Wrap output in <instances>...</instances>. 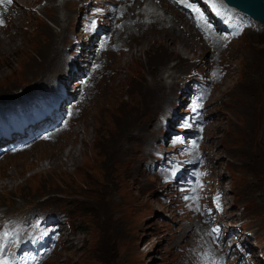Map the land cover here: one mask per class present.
Returning a JSON list of instances; mask_svg holds the SVG:
<instances>
[{"label":"rangeland","instance_id":"obj_1","mask_svg":"<svg viewBox=\"0 0 264 264\" xmlns=\"http://www.w3.org/2000/svg\"><path fill=\"white\" fill-rule=\"evenodd\" d=\"M128 1L14 0L16 5L10 11V21L8 24H0L3 35L10 30L15 32L11 26V16L14 15L21 30L18 34L19 41L10 43V46L7 43L0 51V111L4 113L18 114V109L24 110L25 106L44 98V91L54 88L51 80L57 74L63 73V68L67 67L64 60L68 58L66 63L72 65L70 58L74 55L75 47L72 37H77L80 33L79 24L83 13L107 19V34L101 36L99 31L90 33V43L83 45L82 52L86 55H81L79 61L86 63L85 70L92 63L94 68L91 79L88 75L87 78L84 77L78 88L89 85L90 88L78 93L83 100L78 103L79 110L69 123L43 140L51 141L42 144L40 141L19 153L13 151L18 139L39 135L38 129L32 132V126L39 124L35 119L29 120L24 130L14 131L0 138V211L14 214L29 210H50L43 212L45 218L48 214H59V211L67 215L70 223L65 225L66 241L63 240L62 245L45 264H202L203 258L205 259L202 252L199 255L200 260L198 258V251L203 248L202 237L205 235L201 233L205 231L201 216L187 214L189 210L185 205L183 207V204H177L174 199L169 202L167 198H163L165 186L158 183L153 169L148 166L152 156L150 149L160 144L163 132L160 126L165 119L170 120L174 116L173 113H166L173 109L175 112H186L183 107L185 87L201 90L204 86L201 79L206 67L204 76L210 78L211 75L214 84L209 86V94L202 98L201 105L209 104L201 110L200 115L196 107L198 104L193 99L191 123L194 129H199L196 140L211 156V164L215 169L214 185L218 183L227 196L228 211L222 219L226 220L234 232L238 231L236 226L240 230L248 229L258 240L256 248L264 252V95L260 96L262 83L254 91H249L248 87L250 110L245 116L240 112L244 103V79L254 72L259 74V79H263L264 83V23L259 21V28L254 29L248 26V30L240 38L234 34L235 29L231 28L230 36L233 39L238 38L237 40L232 41L228 37L229 40L227 38L222 43L205 48L198 42L191 21L176 7L165 13L163 8L149 3L152 1L156 4L157 1V6H161V0ZM201 1L207 3L208 0ZM217 1L219 5L223 3L221 0ZM135 3L138 8L133 9ZM170 12L177 19H173ZM154 13L170 20L166 24L161 22L157 25L167 34L147 33L142 29L153 27L151 20L158 19L153 17ZM203 16L211 19L213 14L206 9ZM244 22L245 18L242 16L235 20L236 25ZM213 23L216 30L207 28L213 32L221 31L220 37H227L220 22ZM44 24L52 29L51 35L47 34ZM126 24L128 25L125 26ZM228 25L230 27V23ZM139 32L144 37L136 39ZM56 33L59 36L54 46L50 47L49 37L53 38ZM169 37L174 39L173 49ZM100 38L101 47L96 50ZM112 38L114 47L118 46L117 53L109 49ZM105 43L104 49L110 50L106 54L107 49H103ZM97 53L101 67L96 60ZM103 55L106 60L101 62ZM161 59L166 64L157 65L156 62ZM173 64L177 65L171 70L169 67ZM116 66L121 70L115 71ZM31 69L32 75L29 76ZM156 69L160 70L155 72ZM225 69L228 71L223 72ZM171 71L173 74L169 76ZM75 72L78 74V71ZM111 75L113 76L110 79ZM161 80L166 85L165 89L169 90V86L171 87L173 96L157 111H148L143 105L142 91H136L145 90L152 83L159 84ZM174 80L175 82H171ZM185 80L189 82L185 84ZM44 82L46 83L41 89H34ZM211 93L212 98L207 97ZM15 94L18 97L24 94V100L8 102ZM137 98L142 103L140 112L134 110L137 108ZM122 105L127 113L120 118L117 114L120 113L119 107ZM105 112L108 113V118L105 117ZM143 112L151 114L140 120ZM163 115L165 119L162 120L160 117ZM152 119L155 127L147 125V121L152 122ZM100 122L103 123L101 127ZM173 123L174 119H171L169 124ZM104 125L107 126V131H103ZM116 128L120 131L119 134L114 132ZM62 132L64 133L59 136ZM128 133L137 136L133 137V134ZM8 143L10 144L6 146ZM71 147L74 149L72 148L71 155L67 158L64 153ZM122 153H128L127 157ZM134 156L139 161L132 160L133 162L130 161L129 165L124 166L115 164L116 159L131 160ZM133 163L132 177L128 179V172L124 173ZM141 163L144 166L139 168ZM110 171H115L116 177L115 174L111 176ZM172 173L173 171L168 176H173ZM104 175L108 177L109 183L107 189L102 191ZM194 175L195 170L190 167L182 172L181 178H193ZM100 200L107 203L102 204ZM93 202L101 203V206L92 207ZM113 202L115 206H112ZM47 218L55 220L50 216ZM57 225L58 222L48 228L55 230ZM59 226L61 232V223ZM37 231L31 232L33 235L30 233L31 243L28 242V245L35 248L39 243V240L33 239ZM21 232L15 235L16 243ZM197 233L202 235L198 244L196 243L200 236ZM212 237L225 243L231 264H236L233 232L227 236L212 233ZM214 247L218 249L216 251H220L223 263L230 264L223 248L216 244ZM24 251L22 249L21 253ZM259 259V264H264V259ZM210 260L208 258L204 264H210Z\"/></svg>","mask_w":264,"mask_h":264},{"label":"bare ground","instance_id":"obj_2","mask_svg":"<svg viewBox=\"0 0 264 264\" xmlns=\"http://www.w3.org/2000/svg\"><path fill=\"white\" fill-rule=\"evenodd\" d=\"M126 1H128V0H126ZM135 1V0H134ZM154 1H156V0H154ZM223 3H224V1L223 0H221ZM118 2H120V1H118ZM128 2H130V1H128ZM150 3V5H153V6H156V7H160V8H163V10L165 11V13H166V11L167 10H170L172 7H176L177 9H179L180 11H182V13H184L185 15H186V17L191 21V24H192V27H193V29H194V34H195V36H196V38H197V40H198V42H200L201 44H202V46H204L205 48H208L207 46H211V45H216V44H218L219 42H224V40L225 39H221V37H220V32L221 31H215V32H213L211 29H208L206 26H205V24L203 23V22H201V21H199V18H194L193 17V14L190 12V11H188L182 4H180V3H177L176 1H174V0H161V6H160V4L157 6V1H156V4H154L152 1L151 2H149ZM130 4V3H129ZM129 4H128V6H129ZM15 2H14V0H12V2H11V4H7V3H3L1 6H0V18H3V19H5V24H8V22L10 21V19H9V16H10V11L12 10V9H14V7H15ZM124 5V4H123ZM135 5H138L137 3H135L134 4V8L133 9H135V8H138V7H135ZM225 5V4H224ZM126 6V5H125ZM19 7V6H18ZM225 7H226V9H228V10H234L235 12L237 11V10H235L234 8H232V7H229V6H227V5H225ZM17 8V7H16ZM130 9V7H127V9ZM149 8V7H148ZM16 10V9H15ZM121 10V9H120ZM133 11H135V10H133ZM13 12V11H12ZM16 12V11H15ZM127 12H129L128 10H127ZM137 12V11H136ZM119 13V12H118ZM132 13V12H131ZM140 13V12H139ZM142 13V12H141ZM140 13V14H141ZM172 12H170V14H171ZM15 14V13H14ZM69 14V13H68ZM130 14V13H129ZM188 14H190V15H188ZM65 15H66V13H65ZM123 14H121V16H122ZM133 15V14H132ZM153 15V17H157L158 19L157 20H151L152 22V26L153 27H151V26H147V27H143L142 29H144L147 33H149V32H158V33H160V34H163V35H165V34H167V32L166 31H163L162 29H160V28H158L157 27V25L158 24H160L161 22H164L165 24L166 23H168L170 20H165V19H163V17L160 15V14H158V13H154V14H152ZM172 15H173V13H172ZM124 17V16H123ZM143 17V16H142ZM141 17V19H143ZM68 18V17H67ZM128 18V17H127ZM126 18V19H127ZM17 19V17L16 16H14V15H12L11 16V26L15 29V32H13L12 30H10V31H8L7 33H5V35H3L2 33H4L3 31H2V29L0 28V51H2V47L4 46V45H6L7 43H9V46H10V43L11 44H13V43H16L17 41H19L18 40V34L21 32V30H20V27H19V25H18V23L15 21ZM125 19V18H124ZM173 19H177V18H175L174 17V15H173ZM59 20V19H58ZM117 20V19H116ZM145 20V19H144ZM60 21V20H59ZM128 21V20H127ZM148 21H150V20H148ZM61 22V21H60ZM124 22V21H123ZM119 23H121V22H119ZM198 23H200V25L201 26H197V24ZM125 24V23H124ZM123 24V25H124ZM45 25V24H44ZM119 25V24H118ZM121 25H122V23H121ZM128 24H126L125 26H127ZM110 26V25H109ZM108 26V27H109ZM122 27H124V26H122ZM42 28V27H41ZM127 28V27H126ZM130 28H131V25H130ZM106 29H107V27H106ZM45 30H46V32H47V34L49 35H51L52 34V29H50L47 25H45ZM140 34H136V39H141V38H143L144 37V35H142V32H139ZM26 34V33H25ZM106 34H107V32H106ZM121 33H119V35H120ZM54 35V34H53ZM59 36V33H56L55 35H54V37L53 38H50L49 37V42H48V45H50V47H53L54 46V44H55V41H56V38ZM109 38V37H108ZM228 38V37H227ZM31 39V38H30ZM40 40V39H39ZM108 40V39H107ZM169 40H170V46H171V49H173V44H174V39L172 38V37H169ZM227 40H229V38L227 39ZM38 42V41H37ZM110 44L109 45H111V47L109 48V49H111V51H113V52H116V49H118V46H116V47H114V39L112 38V40L110 39ZM226 42V41H225ZM106 43H107V41H106ZM106 43H105V46L103 47V49L106 47ZM228 44V43H227ZM26 45V44H25ZM17 46H18V43H17ZM8 47V46H7ZM6 47V48H7ZM25 47V46H24ZM49 47V48H50ZM10 48V47H9ZM19 48V47H18ZM8 49V48H7ZM59 49H60V47H59ZM103 49L99 52V53H101L102 51H103ZM107 49V48H106ZM106 49H104V50H106ZM10 50H12V49H10ZM185 51H186V49H184ZM110 50H106L105 51V54L106 53H108ZM9 53V52H8ZM99 53H97L96 54V60H97V62H98V64H99V66L101 67V64L99 63V59H98V54ZM117 53V52H116ZM123 53V52H122ZM122 53H121V55H122ZM176 53V52H175ZM114 54V53H113ZM252 54V53H251ZM10 55V54H9ZM109 55V54H108ZM201 55V54H200ZM251 56V55H250ZM26 57V56H25ZM35 58V57H34ZM206 58V57H205ZM30 59V58H29ZM104 60H106V58H105V55H103L102 56V59H101V62L102 61H104ZM29 61V60H28ZM34 62H36V61H34ZM202 62H204V61H202ZM106 64V63H105ZM156 64L158 65V64H166V61L165 60H158L157 62H156ZM31 65V64H30ZM177 64H173L172 66H170L169 68L172 70V68H174L175 66H176ZM161 68V67H160ZM168 68V67H167ZM169 69V70H170ZM208 69H209V67H208ZM104 70V68L102 69V71ZM121 70V68L119 69V67H117L116 66V68H115V71H120ZM160 70V69H159ZM159 70H155V72H157V71H159ZM100 74V73H99ZM173 74V71H171V73L169 74V76L170 75H172ZM29 76H31L32 75V69H31V71H30V73L28 74ZM119 75V74H118ZM176 75H177V73H176ZM112 76L113 75H111V77H110V79L112 78ZM177 77V76H176ZM207 77V76H206ZM144 78V77H143ZM142 78V79H143ZM260 77H259V74H255L254 72H251L250 73V75H249V77L247 76L245 79H244V84H245V89H244V92H243V99H244V103H242L243 105L241 106V108H240V112H241V114H242V116H245V115H247L248 114V112H249V110H250V99H249V91H254V90H257V89H259V87L261 86V83H262V86H261V93H260V96L261 97H263V95H264V83L262 82V80H260L259 79ZM141 79V80H142ZM146 79V78H145ZM153 80V79H152ZM175 80H176V78H175ZM175 80L174 81H171V82H175ZM53 81V78H52V80H51V82ZM116 82V81H115ZM168 82V81H167ZM170 82V83H171ZM46 82H44L43 84H41V85H39L38 87H35L34 89H41V87L45 84ZM114 83V82H113ZM169 83V84H170ZM207 83H208V87L211 85V84H214V81H213V79H212V76L210 75V78H208L207 77ZM114 85V84H113ZM172 85V84H171ZM26 86V85H25ZM135 86V85H134ZM248 87L250 88V90L248 91ZM132 88V87H131ZM131 88H129V90L131 89ZM166 88V85H164V83L162 82V80L160 81V83L158 84V83H152V84H150V85H148V87L145 89V90H143V89H140V90H137L136 92H140V91H142V93H143V105L146 107V108H148V111H157L158 109H160L162 106H163V104L164 103H166V102H168L171 98H172V90H171V87L169 86V90H167V89H165ZM262 88H263V90H262ZM45 92H47V91H44L43 93L45 94ZM141 94V93H140ZM253 94V93H252ZM18 94H15V95H13L12 96V98L10 99L11 101H8V102H17V101H22V100H24L23 99V96H25L24 94L21 96V97H18L17 96ZM135 95V94H134ZM212 96H213V93H211V95L210 96H207V97H209V98H212ZM241 96V95H240ZM239 96V97H240ZM259 96V95H258ZM45 97V96H44ZM25 98V97H24ZM242 98V97H241ZM138 99V98H137ZM261 100V99H260ZM259 101V100H258ZM129 102V101H128ZM131 102V101H130ZM242 102V101H241ZM134 103V102H133ZM128 104V103H127ZM136 104V103H135ZM141 100L140 99H138V103L135 105V106H137V108L136 109H134L135 111H138V112H140V108H141ZM131 105V104H130ZM126 106V105H125ZM262 106V105H261ZM119 108H121L120 109V113H118L117 115H120L121 117L120 118H123L124 116H125V114L127 113V110H125L126 108H124V106L122 105V107H119ZM262 108V107H261ZM145 110V109H144ZM144 113V115L142 116V119H140V120H144V116L145 115H147V114H151V112H143ZM142 114V113H141ZM239 114V113H238ZM107 116V115H106ZM118 117V116H117ZM133 117V116H132ZM136 118H137V116H135ZM135 118V119H136ZM149 119V118H148ZM127 120V119H126ZM125 121V120H124ZM140 122V121H139ZM155 124V121H154V119H152V122H150V121H147V125H149V127H153V125ZM247 124V123H246ZM246 124H245V131L247 130V126H246ZM117 125V124H116ZM126 125V124H125ZM156 125H154V127H155ZM123 127V126H122ZM130 127V126H129ZM160 127H162V126H160ZM139 129H141V127H138ZM243 128V127H242ZM125 128L123 127V130H124ZM238 129V128H237ZM126 130V129H125ZM88 131V130H87ZM127 131H128V129H127ZM114 132H116L117 134H119V130H117V128H116V130L114 131ZM243 132V131H242ZM64 132H62L59 136H61L62 134H63ZM125 133H126V131H125ZM135 133V132H134ZM244 133V132H243ZM128 134H130V135H132L131 133H128ZM242 135V134H241ZM264 135V131H263V133H262V136ZM134 136H137V135H135V134H133V137ZM145 136V135H144ZM83 137V136H82ZM113 137V136H112ZM119 137V136H118ZM123 137V136H122ZM139 137V136H138ZM114 138V137H113ZM144 138V137H143ZM133 139V138H132ZM135 139V138H134ZM141 139V138H140ZM139 139V140H140ZM154 139V138H153ZM142 140V139H141ZM140 140V141H141ZM150 140V139H149ZM152 140V139H151ZM49 141H51V140H49ZM49 141H42V142H40L41 144L42 143H48ZM114 142V141H113ZM153 142V141H152ZM141 143V142H140ZM249 143H250V141H249ZM248 143V144H249ZM10 143H8V144H5L6 146L7 145H9ZM109 145V144H108ZM111 145V144H110ZM136 145V144H135ZM139 145V144H138ZM137 145V146H138ZM6 146H4V147H6ZM140 146V145H139ZM250 146V145H249ZM110 147V146H109ZM131 147V146H130ZM130 147H128L127 149H130ZM142 147V146H141ZM248 147V146H247ZM72 148L73 147H71V149H69L68 151H66L67 152V154H66V152L64 153V155H65V157H69L70 155H71V152L70 151H72ZM108 148V147H107ZM111 148V147H110ZM119 148V147H118ZM132 148V147H131ZM250 148V147H249ZM74 149V148H73ZM25 150H27V148L25 149ZM24 150V151H25ZM106 150V149H105ZM141 150V149H140ZM132 151V150H131ZM134 152V151H133ZM113 153V152H112ZM123 154V153H122ZM121 154V155H122ZM125 154V153H124ZM123 154V155H124ZM68 155V156H67ZM109 155H110V153H109ZM113 155V154H112ZM126 155V154H125ZM127 155H128V153H127ZM127 155H126V157H127ZM132 155H133V153H132ZM139 155V154H138ZM103 155H101V157H102ZM137 156V155H136ZM101 157H100V159H101ZM111 157V156H110ZM117 157V156H116ZM125 157V156H124ZM123 157V158H124ZM140 157V156H139ZM145 157V156H144ZM66 158V159H67ZM104 158V157H103ZM112 158V157H111ZM108 160V159H107ZM111 160V159H110ZM115 160V159H114ZM125 160V159H124ZM137 161L138 160V158L137 157H135L134 156V158L133 159H129V160H125V161H121V159L120 160H117L116 159V162H115V164H117V165H120V166H124V165H129L128 163L130 162V161ZM132 161V162H133ZM139 161V160H138ZM104 162V161H103ZM112 163V162H111ZM133 166H134V163L132 164V166L130 167V169L129 170H125V173L124 174H126V172H128L126 175L128 176V179L129 178H131L132 177V170H133ZM142 166H144L143 165V163H141V164H139V168H141ZM105 167V166H104ZM123 168V167H122ZM126 168H127V166H126ZM105 169V168H104ZM112 169V168H111ZM103 170V169H102ZM106 170V169H105ZM117 170V169H116ZM103 172V171H102ZM135 172V171H134ZM108 173H109V171H108ZM110 173H111V176L112 175H114L115 174V171H110ZM117 174V173H116ZM116 174H115V177H116ZM173 174V173H172ZM139 175V174H138ZM137 175V176H138ZM115 177H111V178H113V179H116ZM108 178V177H107ZM107 178H106V175H104V177H103V181H104V183H103V185H102V191H105L106 189H107V184L109 183V181L107 180ZM119 178V177H118ZM125 178V177H124ZM127 178V177H126ZM92 180V179H91ZM119 180V179H118ZM116 181V180H115ZM128 181V180H127ZM130 181V180H129ZM96 183V182H95ZM112 184V183H111ZM113 184H114V182H113ZM130 184V183H129ZM91 185V184H90ZM93 185H95V186H97L98 187V185H96V184H93ZM92 185V186H93ZM100 186H101V184H100ZM117 186V185H116ZM86 187V186H85ZM93 189V188H92ZM112 190H114V189H112ZM89 191H91V190H89ZM96 191V190H95ZM93 192L92 191V193H95L96 194V192ZM105 194V193H104ZM96 195H98V194H96ZM119 195V194H118ZM102 196H104V195H102ZM120 197V196H119ZM97 199V198H96ZM111 199V198H110ZM109 199V200H110ZM98 200V199H97ZM99 201V200H98ZM101 201V200H100ZM94 203V202H93ZM101 203L102 204H106L107 202H102L101 201ZM101 203H94L93 205H92V207H97V206H101L100 204ZM109 203V202H108ZM114 205V202L112 203V206ZM118 205V204H117ZM115 206V205H114ZM108 207V206H107ZM108 210V209H107ZM53 211H55V210H53ZM43 212H50V210H46V211H34V210H32V211H26V212H21V217L24 219V221H25V226L24 227H26L25 228V230L23 231V232H21L20 234H19V236H18V240H17V243L18 244H20V246H21V249L19 250V252L18 253H12V254H10L9 255V260H10V264H45L54 254H55V252L57 251V248H54L53 247V245H52V243L54 242L53 241V239H54V233H53V231H54V229L53 230H50L48 227H46V226H42L41 228H37V226H36V220L37 219H44L45 218V216H43ZM105 212V211H104ZM115 212V211H114ZM113 212V213H114ZM0 213H2V214H4L5 212H3V211H0ZM103 214V213H102ZM105 214V213H104ZM53 217L54 219H55V221H57L58 223H59V225H60V218H59V214H48L47 215V217ZM112 216V215H111ZM46 217V218H47ZM115 217V216H114ZM98 218L100 219V216H98ZM240 223V222H239ZM35 230H38L35 234H36V236H39L40 237V239H39V243H38V246H37V248H35L33 245H28V242L29 243H31V239H29V235H30V233L31 232H33V231H35ZM201 233L203 234H205V231L203 232V231H201ZM32 235H33V233H31ZM194 235V234H193ZM197 236H200V233H197ZM214 236V235H213ZM195 236H193V238H194ZM201 237H202V235L198 238V241H197V243L196 244H198L199 243V241H200V239H201ZM192 238V239H193ZM197 238V237H196ZM192 244H194V243H192ZM215 244L216 245H218L220 248H223V245L222 244H220V243H218V242H215ZM195 246V245H194ZM22 249H25V251L24 252H22L21 253V251H22ZM216 250H218L216 247H214V251L216 252V256H215V258H211V260L209 261L210 262V264H224L223 263V260H221V255H220V251H216ZM35 251V253H32V252H34ZM203 253V256L205 257V258H207V256L205 255V248L203 247L202 248V250H199L198 251V258H199V260H200V257H199V255H200V253ZM21 253V254H20ZM195 253V252H194ZM20 254V255H19ZM102 261V260H101ZM202 264H204V261L202 260Z\"/></svg>","mask_w":264,"mask_h":264},{"label":"snow or ice","instance_id":"obj_3","mask_svg":"<svg viewBox=\"0 0 264 264\" xmlns=\"http://www.w3.org/2000/svg\"><path fill=\"white\" fill-rule=\"evenodd\" d=\"M12 0H0V3H7V4H11ZM177 3L182 4L184 7L189 8L190 10H192L196 17L199 18V21L203 22L204 24H207V21L205 20L203 14L201 13L200 9L198 7H196L194 4H192L190 2V0H176ZM213 8H215V3L213 2ZM3 21L0 20V24H2ZM197 26H201L200 23L197 24ZM207 27L211 28V25H207ZM221 39H227L226 36L221 37ZM201 105H196V107H200ZM195 110V109H194ZM45 139H47V137H45ZM195 144V142H193ZM218 231V229H213V232ZM12 237V233L9 231H3L0 232V252L3 251V246L6 243H14L15 241L11 239ZM3 264H8V262L5 260L3 261Z\"/></svg>","mask_w":264,"mask_h":264},{"label":"water","instance_id":"obj_4","mask_svg":"<svg viewBox=\"0 0 264 264\" xmlns=\"http://www.w3.org/2000/svg\"><path fill=\"white\" fill-rule=\"evenodd\" d=\"M228 4L237 7L243 14L264 23V0H225Z\"/></svg>","mask_w":264,"mask_h":264},{"label":"trees","instance_id":"obj_5","mask_svg":"<svg viewBox=\"0 0 264 264\" xmlns=\"http://www.w3.org/2000/svg\"><path fill=\"white\" fill-rule=\"evenodd\" d=\"M104 111H105V110H104ZM106 115H107V116H106ZM108 116H109V115H108V113H106V112H105V117H106V118H108ZM102 124H103V123H102V122H100V124H99V125H100V127H101V125H102ZM103 128H104V129H103V131H107V130H108V128H107V126H106V125H104V127H103ZM102 179H103V177H102Z\"/></svg>","mask_w":264,"mask_h":264}]
</instances>
